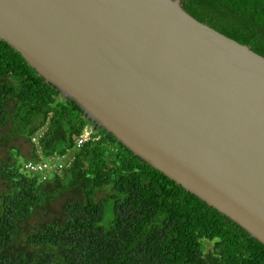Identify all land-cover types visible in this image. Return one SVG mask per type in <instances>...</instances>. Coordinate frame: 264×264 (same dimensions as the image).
Returning a JSON list of instances; mask_svg holds the SVG:
<instances>
[{"label":"water","instance_id":"obj_1","mask_svg":"<svg viewBox=\"0 0 264 264\" xmlns=\"http://www.w3.org/2000/svg\"><path fill=\"white\" fill-rule=\"evenodd\" d=\"M0 39L264 244V55L182 0H0Z\"/></svg>","mask_w":264,"mask_h":264},{"label":"trees","instance_id":"obj_2","mask_svg":"<svg viewBox=\"0 0 264 264\" xmlns=\"http://www.w3.org/2000/svg\"><path fill=\"white\" fill-rule=\"evenodd\" d=\"M210 26L264 55V0H182ZM0 39V126L32 145L25 160L74 148L88 122L83 109ZM44 133L35 143L32 135ZM101 137L73 151L61 172L25 168L20 147L0 166V264H264V244L232 219L135 155L99 128ZM69 148V149H68ZM16 149V153L13 150ZM63 218L23 224L64 191ZM105 190L107 197L97 198ZM114 220L104 223L106 200ZM205 240L211 241L207 249Z\"/></svg>","mask_w":264,"mask_h":264},{"label":"rangeland","instance_id":"obj_3","mask_svg":"<svg viewBox=\"0 0 264 264\" xmlns=\"http://www.w3.org/2000/svg\"><path fill=\"white\" fill-rule=\"evenodd\" d=\"M59 97L62 99V94H59ZM95 124L93 121L91 122L88 120L87 124L92 125ZM86 124V125H87ZM96 126V124H95ZM96 135H99V138L101 137V132H97ZM95 140V139H94ZM30 142H28L24 136L17 138L16 134L12 132V129L9 127V125L6 126H0V166L3 160L7 159V157L11 156V148L12 146H19L20 147V160L22 162H25V157H29L30 154ZM77 149V148H76ZM75 149V150H76ZM74 150V151H75ZM13 153H16V149L13 150ZM75 154V152H74ZM37 160V159H36ZM27 162V161H26ZM25 162V163H26ZM25 167V165H24ZM28 168V167H27ZM37 166H34V169H37ZM29 169V168H28ZM36 171V170H34ZM37 172V171H36ZM42 178V173L40 174ZM5 188V183L0 178V192ZM75 196L79 197L76 192L72 190L64 191L58 198L55 200L49 202V204L46 205L44 209H39L30 219L28 222L24 223L23 226L26 231H30L35 229L36 226L43 220V214L44 212H48L49 216L46 217V220H51L52 218H63L64 214L62 211L63 203L67 199L75 198ZM107 197L106 191L101 190L97 192V198H105ZM106 215L104 219V223L108 224L114 220L113 215V199L108 198L106 200ZM205 243L207 245V249L212 247L211 241L205 240Z\"/></svg>","mask_w":264,"mask_h":264},{"label":"built area","instance_id":"obj_4","mask_svg":"<svg viewBox=\"0 0 264 264\" xmlns=\"http://www.w3.org/2000/svg\"><path fill=\"white\" fill-rule=\"evenodd\" d=\"M46 127H41L35 134H33L31 137L35 143L38 142V138L44 133ZM99 132L98 127L95 126V124L92 123V125H86L84 130L77 135H74V141H75V148L80 147L82 144L89 140L98 139L99 135H96V133ZM69 149V148H68ZM74 149L68 150L67 152L61 154L59 152H55L52 155H49L48 158L41 157L40 159H37L35 161L28 160L25 163V168H29L31 170H36L42 173V178H46V172L50 169H54L58 172H61V169L63 166L68 163L64 162V159H70V161H73L74 158ZM34 166H37V169H34Z\"/></svg>","mask_w":264,"mask_h":264},{"label":"clouds","instance_id":"obj_5","mask_svg":"<svg viewBox=\"0 0 264 264\" xmlns=\"http://www.w3.org/2000/svg\"><path fill=\"white\" fill-rule=\"evenodd\" d=\"M96 127H98L97 124H96ZM84 128H85V127H84ZM99 128H100V127H98V129H99ZM83 130H84V129H83ZM83 130H82V131H83ZM99 130H100V129H99ZM74 135H77V134H74ZM74 135H73V139H74ZM89 141H91V140H89ZM74 142H75V141H74ZM87 142H88V141H87ZM85 143H86V142H85ZM82 145H83V144H82ZM82 145H81V146H82ZM74 148H75V146H74ZM78 148H79V147H78Z\"/></svg>","mask_w":264,"mask_h":264},{"label":"crops","instance_id":"obj_6","mask_svg":"<svg viewBox=\"0 0 264 264\" xmlns=\"http://www.w3.org/2000/svg\"><path fill=\"white\" fill-rule=\"evenodd\" d=\"M30 147H31V149H30V154H29V157L28 158H30L32 156V149H33V147H32V145H30Z\"/></svg>","mask_w":264,"mask_h":264}]
</instances>
